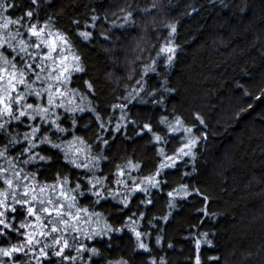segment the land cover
I'll use <instances>...</instances> for the list:
<instances>
[{
	"label": "trees",
	"instance_id": "1",
	"mask_svg": "<svg viewBox=\"0 0 264 264\" xmlns=\"http://www.w3.org/2000/svg\"><path fill=\"white\" fill-rule=\"evenodd\" d=\"M14 2L19 4L12 10L16 16L29 7V0ZM128 10L134 24L125 22ZM94 16L99 19L93 20ZM39 20L41 24L50 20L55 29L66 33L72 44L66 54L71 59L80 57L84 71L73 73L70 87L77 90L74 105L84 111L56 109L61 126L69 132L60 133L52 125H42L41 132L47 127L49 137L61 147L42 144L35 151L51 159L20 167L35 172L40 183L51 185L67 177V187L73 188L79 182L85 194L77 198L78 205L99 213L82 225L89 231L105 224L123 229L70 241L96 247L99 256L88 251L77 254L72 247L65 251L77 256L76 261L54 258L52 264H197V257L199 264H264V0H40ZM93 23L95 28L90 27ZM168 25H175L176 32ZM81 31L92 32V39L80 37ZM166 43L175 47L171 64L166 53L157 55ZM153 60L156 71L143 76L141 84L155 95L141 92L129 102L125 97L141 86L136 80L141 78L143 66ZM87 83L93 85L92 90ZM157 98L162 103H154ZM120 104H127V121L120 119L121 109L114 107ZM165 116L169 121L179 116L202 137L195 160L184 157L175 168L162 170L159 188L130 193L115 181L127 180L129 186L133 179L140 183L156 171L162 159L158 149L163 147L171 155L186 136L166 133L167 125L160 123ZM118 123L127 127L116 132ZM143 123H150L167 143H157L146 130L137 134ZM6 143L7 138L0 136V151ZM7 146L12 156L18 155L16 147ZM77 148L81 149L77 162H85L82 158L87 155L90 170L76 168L65 159L66 152L72 158ZM93 156L98 159L91 161ZM129 161L139 169L131 168ZM0 166H6L3 159ZM117 166L125 170L123 177L117 175ZM94 177H107L104 187L119 196L97 203L87 187ZM182 184L208 196V215L203 211L202 196L173 199L167 195ZM125 195L130 197L127 207L119 202ZM146 199L152 204L141 202ZM9 215L16 217L14 228L26 219L19 206L17 213ZM133 227L143 234L147 250L139 247ZM5 231L0 248L25 239ZM38 257V250L35 256L31 252L11 258L0 255V264H36ZM43 264L50 262L44 260Z\"/></svg>",
	"mask_w": 264,
	"mask_h": 264
},
{
	"label": "snow or ice",
	"instance_id": "2",
	"mask_svg": "<svg viewBox=\"0 0 264 264\" xmlns=\"http://www.w3.org/2000/svg\"><path fill=\"white\" fill-rule=\"evenodd\" d=\"M39 5L40 0H29V7L21 15L16 16L12 10L18 8L19 4L15 3L14 0H0V136L7 138V143L0 151V159H3L6 165L0 166V184L4 185V187H0V236H6L5 230H8L25 237L24 241L18 245L0 248V255L11 258L13 254L23 253L27 255L31 252L35 256L38 250L39 257L36 259V264H43L44 260H48L52 264L54 258H59L60 261H76L77 256H73L70 251L67 253L65 251L72 247H75L77 254L88 251L93 256H99L100 252L96 247L88 248L82 242L72 244L70 241L76 242L78 237L85 239L103 237L108 231H122L123 229H113L111 225L105 224L103 228L98 227L89 231L82 225L89 224L90 217L99 215V213H91L88 208L78 205L77 198L85 194L81 190L82 185L79 182L73 188L67 187V177L63 182L58 181L51 185L40 183L36 179L35 172L25 171L23 167H20V165H28L37 160L48 161L51 159L50 156H44L35 151L42 144L51 145L53 148L61 147L59 143L53 142L49 137L47 127L41 132L42 125H52L60 133L69 132L68 128L61 126L59 122L61 117L56 109H64L66 112L72 113L84 111L79 105L66 106L72 103L77 91L70 87L73 73L84 71L83 66L79 63L80 57L73 55L72 62H68L69 58L65 53L72 47L70 38L66 33L55 29L50 20L41 24ZM148 11L147 8L144 9L145 13ZM131 18L132 11L128 10L124 17L125 22L134 24L135 21ZM92 19L96 20L99 17L94 16ZM75 23L79 24L80 22L75 21ZM85 27L87 28L89 25H85ZM90 27L95 28L96 25L93 23ZM168 27L172 33L176 32L175 25H168ZM98 35L103 34L98 33ZM79 36L91 40L93 34L90 31H81ZM160 53H166L167 63L171 64L175 47L166 43L157 55ZM150 71H156L155 60L143 66V74L140 79L136 80V83L141 86L132 89L129 96L125 97L126 100L131 102L141 92L145 95H155L150 90L146 91L141 84L143 76L148 75ZM87 88L92 90L93 85L87 83ZM245 94L249 93L245 91ZM140 99L141 102L147 103L143 97ZM256 99H260V97L257 96ZM154 103L160 104L162 101L157 98ZM114 107L121 109L120 119L127 121L128 117L124 112L127 104ZM95 118L99 120V114ZM196 119L201 124L204 123L198 115ZM71 122L74 125L76 120L73 118ZM129 122L136 123L135 120ZM160 123L167 125L166 133L179 134L182 132L186 136L182 138L180 146L174 149L171 155L165 153L163 147L158 149L162 159L158 163L156 171L143 177L140 183L133 179L131 186H129L127 180L117 179L115 181L117 185H124L130 193L137 191L147 193L150 188H159L162 181L158 177H160L162 170L175 168L177 162L184 157L195 160V149L202 137L195 133L194 126L186 125L179 116H176L174 121H169L166 116L162 117ZM19 127L28 128L30 131L23 133L16 131ZM100 127L103 128L105 125L101 123ZM122 127L126 128L127 124L118 123L114 131L120 132ZM145 130L151 134L150 138L157 143H167L164 136L153 131L150 123H143L137 134L143 135ZM76 139L80 140L81 144L84 143L81 138L77 137ZM71 143L69 142L70 145ZM8 144L17 148L18 155L12 156L9 153ZM103 144L108 145V140H103ZM18 145L19 147H17ZM80 152L81 149H75L72 158H69L66 152L65 159L76 168L89 169L87 162L89 157L87 155L82 158L85 162H77L76 154ZM25 155L27 158L21 160L20 157ZM102 158L107 159V157ZM97 159L98 157H91V161ZM128 163L133 169L138 170L140 167L138 164H132L131 161ZM93 166L95 165L93 164ZM117 168V175L123 177L126 174L125 170L120 166ZM106 180L107 177H94L88 182V191L97 198V203L100 199H107L108 196L113 198L119 196L118 192H113L111 188L106 189L104 187ZM167 195L173 199L176 197L187 198L191 195L202 196L205 201L203 211L205 215H208V196L201 193L198 188L190 189L187 184H182L180 188L168 192ZM119 202L127 207L130 197L125 195L119 199ZM141 202L152 204L151 199ZM18 206L19 211L26 214V219L14 228L12 221L16 217L9 214L17 213ZM172 207L174 204H169V208ZM82 213H86L87 216L82 218ZM27 217L33 219L28 220ZM129 219L131 220V217ZM164 219L166 220L167 217ZM21 229H30V231L21 232ZM131 230L139 242V247L147 250V245L141 239L143 234L134 227ZM203 235L207 238L208 234L204 233ZM208 243L211 242L208 241ZM197 247H199V243ZM48 249L52 250L51 254ZM197 264H199L198 257Z\"/></svg>",
	"mask_w": 264,
	"mask_h": 264
},
{
	"label": "rangeland",
	"instance_id": "3",
	"mask_svg": "<svg viewBox=\"0 0 264 264\" xmlns=\"http://www.w3.org/2000/svg\"><path fill=\"white\" fill-rule=\"evenodd\" d=\"M66 54V53H65ZM67 56H68V62L70 63V62H72V59H71V57H70V55H68V54H66ZM70 105H74V101H72V103L70 104ZM67 106V105H66Z\"/></svg>",
	"mask_w": 264,
	"mask_h": 264
}]
</instances>
